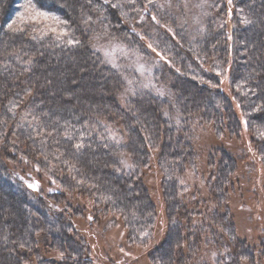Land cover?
<instances>
[{
	"label": "trees",
	"instance_id": "trees-1",
	"mask_svg": "<svg viewBox=\"0 0 264 264\" xmlns=\"http://www.w3.org/2000/svg\"><path fill=\"white\" fill-rule=\"evenodd\" d=\"M156 1L31 0L70 29L60 38L28 23L9 28L19 0H0V264H94L91 226L117 224L131 244L153 241L154 264L256 259V245L236 236L224 204L235 159L215 141L206 162L224 155L200 170L196 140L207 121L235 136L246 128L251 154L264 164V0H210L194 30L178 5L162 10ZM113 38L155 68L165 94L136 89L93 48ZM243 153L241 146L240 160ZM154 156L164 238L144 182ZM52 246L58 260L46 254Z\"/></svg>",
	"mask_w": 264,
	"mask_h": 264
},
{
	"label": "rangeland",
	"instance_id": "rangeland-1",
	"mask_svg": "<svg viewBox=\"0 0 264 264\" xmlns=\"http://www.w3.org/2000/svg\"><path fill=\"white\" fill-rule=\"evenodd\" d=\"M157 1L156 4L162 10H168V8H173L178 5L179 8L176 10L179 12L181 10L183 11L181 17L188 21V24L193 30L202 29L209 14L211 4L210 0ZM31 3V0H19L17 9L7 23L9 28H22L23 23H28L32 25L31 27L37 33L55 35L60 38L69 37L70 29L67 28L59 16L45 10L37 9ZM38 13H45L46 16L38 15ZM168 24L170 25V23ZM99 36V34L93 35V37ZM93 45V48L101 52L112 66L114 65L119 68L126 74L127 79L132 80V85L136 89H149L156 94H165L167 92V89L165 90V87L155 77V68L148 64L149 62L139 52L130 51L114 38L113 40L97 39ZM181 68L183 69L184 67ZM221 79L222 90L224 89L227 95L230 94L232 96L233 94L230 88L232 85H229L228 81H225L224 78ZM201 81L207 85H205L206 87L212 88L213 83H208L204 80ZM130 84L131 82L127 80V90L129 92H131ZM238 113L239 115H243L244 112L238 109ZM236 137L238 142L234 146L233 141L235 142ZM196 141L197 146L202 148L196 159L197 163L202 167L200 170L204 169L203 166L207 168L211 166L214 168L219 163L220 156L224 155L217 151L215 161L212 164L206 162V150L213 142L216 143L215 141L219 144L225 143L227 147L224 152L229 153L228 156H230V159L232 157L235 159L234 171H232L231 181L228 184V192L226 195L228 198L225 199L224 204L227 203L229 205V217L234 219L236 236L256 245V250H254L256 259L248 260L244 258L243 264H264V254L260 252L262 238L264 237V164L259 161L260 159L256 161L253 154H251L250 131L245 128L239 131L238 136H235L234 132L227 127L223 126L216 129L214 121H207ZM241 146L244 147V160L239 159ZM247 164L250 167L253 164L255 168L247 167ZM240 173L243 174V177L238 178L237 175ZM144 182L149 187L150 195L156 204V235L159 238H164L167 229L166 201L163 191L162 172L155 156L151 159L150 169L146 170ZM201 185L204 191L208 192V182L201 181ZM76 191L77 187H74L72 192L75 194ZM116 217L120 219L119 214H116ZM78 221L81 223V227L89 228L84 219L78 218ZM90 229L96 233V237L91 236V239L94 241V245H92L94 248L93 255L98 260L94 264H154L152 258L149 257L153 241L146 245L127 242V230L121 224L109 226L104 231H99L97 225L91 226ZM82 231L87 232V230ZM90 235H92L91 232L88 236L90 237ZM105 252L108 253V257L105 256ZM46 254L58 260L61 251L57 247L52 246L48 248Z\"/></svg>",
	"mask_w": 264,
	"mask_h": 264
},
{
	"label": "snow or ice",
	"instance_id": "snow-or-ice-1",
	"mask_svg": "<svg viewBox=\"0 0 264 264\" xmlns=\"http://www.w3.org/2000/svg\"><path fill=\"white\" fill-rule=\"evenodd\" d=\"M38 15H45V16H46V14H45V13H38Z\"/></svg>",
	"mask_w": 264,
	"mask_h": 264
}]
</instances>
